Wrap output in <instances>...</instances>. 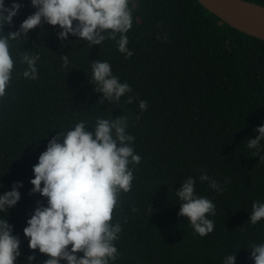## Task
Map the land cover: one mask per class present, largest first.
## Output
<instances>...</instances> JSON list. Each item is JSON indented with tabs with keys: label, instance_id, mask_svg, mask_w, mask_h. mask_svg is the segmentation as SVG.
Segmentation results:
<instances>
[{
	"label": "trees",
	"instance_id": "trees-1",
	"mask_svg": "<svg viewBox=\"0 0 264 264\" xmlns=\"http://www.w3.org/2000/svg\"><path fill=\"white\" fill-rule=\"evenodd\" d=\"M246 1L264 7V0ZM13 3L22 7L0 36L19 31L36 11L31 0H4L6 8ZM129 7L131 58L111 39L94 47L72 35L61 42L59 26L46 23L9 41L15 65L0 98V195L16 183L23 187L18 204L0 212V219L21 241L16 264H29L32 255V264L48 258L29 248L23 230L38 203L47 206L40 194L30 195V181L49 141L76 123L91 130L97 118L122 115L142 159L129 165L132 190L121 193L113 214L122 231L114 242L119 256L110 264H224L230 254L236 264H254L249 248L264 243V220L248 221L252 204L264 203V141L257 149L247 142L264 126V41L232 28L197 0H130ZM25 53L40 56L36 80L23 76ZM62 55H68V67ZM95 61H107L132 92L119 102L101 101L103 94L94 90ZM142 100L146 111L139 108ZM205 173L222 191L200 181ZM188 177L196 180V195L215 204L216 214L208 216L214 231L204 237L178 215L176 190Z\"/></svg>",
	"mask_w": 264,
	"mask_h": 264
},
{
	"label": "clouds",
	"instance_id": "clouds-1",
	"mask_svg": "<svg viewBox=\"0 0 264 264\" xmlns=\"http://www.w3.org/2000/svg\"><path fill=\"white\" fill-rule=\"evenodd\" d=\"M130 0H31L36 9L21 24L19 31L0 36V98L5 97L12 80L15 62L10 52V40H15L48 24L59 26L58 39L66 41L69 35L77 37L88 45H101L104 41L115 40L120 53L131 58L127 33L133 25ZM22 5L13 3L6 8L0 0V29L12 24ZM119 35V39L117 36ZM27 69L26 79H38L36 64L39 54H22ZM64 66L68 67V55H62ZM94 90L103 94V100L119 102L125 94L132 92L126 82L121 83L112 73L107 61L91 63ZM100 102V101H99ZM129 96L126 103H133ZM139 108L146 111L147 101H140ZM138 118V117H137ZM128 117L97 118L95 126L89 130L85 122L76 123L74 128L60 132L52 138L46 150L41 153L38 163L33 166L35 178L30 195L40 194L47 199V206L36 207L27 220L24 235L29 239V248L39 250L48 258L43 264H110L117 260L119 253L115 241L119 239L122 227L113 224V214L120 206L121 193L132 190L133 169L129 165H139L141 157L131 146L134 137L127 132ZM259 135L247 142L249 149H257L264 141V126L255 129ZM208 182L209 187L222 191V186L206 173L199 177ZM196 180L188 177L182 182L176 196L182 202L178 215L190 222L195 233L201 237L214 231L215 204L207 197L196 195ZM13 185L11 191L0 195V212L7 213L21 199L19 188ZM137 211L133 208V212ZM264 220V203L252 204L249 221L252 225ZM21 241L13 235V227L6 219H0V264H16ZM254 264H264V243L250 245ZM82 253V256L79 255ZM36 259L27 258L29 264ZM224 264H236V256L228 255Z\"/></svg>",
	"mask_w": 264,
	"mask_h": 264
},
{
	"label": "water",
	"instance_id": "water-1",
	"mask_svg": "<svg viewBox=\"0 0 264 264\" xmlns=\"http://www.w3.org/2000/svg\"><path fill=\"white\" fill-rule=\"evenodd\" d=\"M238 31L264 41V7L246 0H197Z\"/></svg>",
	"mask_w": 264,
	"mask_h": 264
}]
</instances>
